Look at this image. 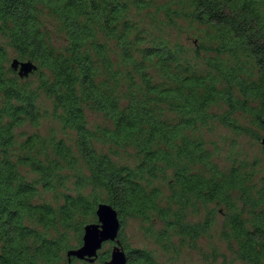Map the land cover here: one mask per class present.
<instances>
[{
	"label": "trees",
	"instance_id": "trees-1",
	"mask_svg": "<svg viewBox=\"0 0 264 264\" xmlns=\"http://www.w3.org/2000/svg\"><path fill=\"white\" fill-rule=\"evenodd\" d=\"M14 58L38 68L21 77ZM45 116L62 136L40 132ZM218 123L264 136V0H0V264H108L109 248L68 256L101 202L127 264H162L127 242L129 219L171 251L218 212L234 256L222 264H264L261 163L222 167L203 135ZM59 188L56 204L39 199Z\"/></svg>",
	"mask_w": 264,
	"mask_h": 264
},
{
	"label": "rangeland",
	"instance_id": "rangeland-1",
	"mask_svg": "<svg viewBox=\"0 0 264 264\" xmlns=\"http://www.w3.org/2000/svg\"><path fill=\"white\" fill-rule=\"evenodd\" d=\"M181 22L185 23L183 20H181ZM165 28L169 31L175 28V25L166 22ZM158 29L160 30L161 28L159 27ZM172 33H175V36L179 35L177 28L176 30H172ZM182 41L183 38L181 39V42ZM218 107L219 105L213 106L212 110L214 111L215 109L222 112ZM88 117L91 126L104 121L101 115L94 112H88ZM239 119L242 123H246V118L244 116L239 117ZM26 129L30 132L34 130L30 127H27ZM39 130L46 136L53 132V130H55L59 136H62L63 134L62 129L56 121L52 120L49 116H45V118L41 120ZM203 135L207 141V146L214 150L215 154L218 155V158L216 159L222 167L230 166L234 157L247 158L249 160L256 158L261 163L260 172L261 174H264V148L261 141L254 139L250 135L240 134L233 128L224 126L220 123L215 124L213 128H204ZM120 160L132 161L129 160V157H126L124 153H122ZM69 186L72 188V183H69ZM66 189L67 188H59L57 193L42 192L39 199L48 200L56 204L60 197L61 190L64 191ZM218 209L221 211L223 209L225 210V206L221 205ZM207 213L208 212L204 207H202L199 212H189V220L203 221ZM215 219L216 222L209 232L197 240L194 245L181 246L182 248H180L179 242H177L178 246H175L171 251H167L155 243L154 239L149 236L145 229V226L148 225V223L140 219H129L126 226H124V232L127 242L132 247H147L149 249H154L157 259L162 264H222L226 259L232 260L234 256L230 249V243L222 238L220 234L222 228L226 226V217L224 213L218 212ZM112 245L113 244L111 243H107L103 249H111ZM236 263L243 264L240 260H236Z\"/></svg>",
	"mask_w": 264,
	"mask_h": 264
},
{
	"label": "water",
	"instance_id": "water-1",
	"mask_svg": "<svg viewBox=\"0 0 264 264\" xmlns=\"http://www.w3.org/2000/svg\"><path fill=\"white\" fill-rule=\"evenodd\" d=\"M11 66L21 77L29 76L38 66L31 60L14 58ZM264 145V136L261 138ZM97 222L85 225L83 243L68 251V256L94 262L103 248L104 243L112 242L111 256L108 264H127V253L119 239L121 220L118 211L107 202H101L96 209Z\"/></svg>",
	"mask_w": 264,
	"mask_h": 264
}]
</instances>
